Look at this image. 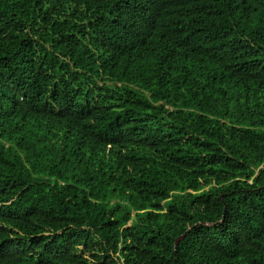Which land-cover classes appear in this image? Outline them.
Returning <instances> with one entry per match:
<instances>
[{
    "label": "trees",
    "instance_id": "16d2710c",
    "mask_svg": "<svg viewBox=\"0 0 264 264\" xmlns=\"http://www.w3.org/2000/svg\"><path fill=\"white\" fill-rule=\"evenodd\" d=\"M0 264H264V0H0Z\"/></svg>",
    "mask_w": 264,
    "mask_h": 264
},
{
    "label": "water",
    "instance_id": "95a60500",
    "mask_svg": "<svg viewBox=\"0 0 264 264\" xmlns=\"http://www.w3.org/2000/svg\"><path fill=\"white\" fill-rule=\"evenodd\" d=\"M184 235L181 238H178L175 242V248L178 246V244L183 240Z\"/></svg>",
    "mask_w": 264,
    "mask_h": 264
}]
</instances>
